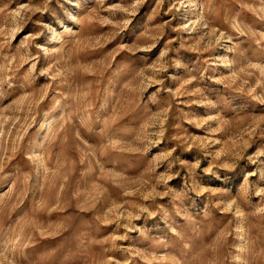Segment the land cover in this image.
Instances as JSON below:
<instances>
[{"label":"rangeland","instance_id":"rangeland-1","mask_svg":"<svg viewBox=\"0 0 264 264\" xmlns=\"http://www.w3.org/2000/svg\"><path fill=\"white\" fill-rule=\"evenodd\" d=\"M0 264H264V0H0Z\"/></svg>","mask_w":264,"mask_h":264}]
</instances>
